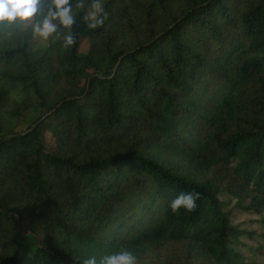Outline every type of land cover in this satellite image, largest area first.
Here are the masks:
<instances>
[{
    "label": "trees",
    "instance_id": "16d2710c",
    "mask_svg": "<svg viewBox=\"0 0 264 264\" xmlns=\"http://www.w3.org/2000/svg\"><path fill=\"white\" fill-rule=\"evenodd\" d=\"M102 2L95 29L74 8L69 48L0 28V264L139 246L138 264H250L220 196L264 211V0Z\"/></svg>",
    "mask_w": 264,
    "mask_h": 264
},
{
    "label": "clouds",
    "instance_id": "9594fccd",
    "mask_svg": "<svg viewBox=\"0 0 264 264\" xmlns=\"http://www.w3.org/2000/svg\"><path fill=\"white\" fill-rule=\"evenodd\" d=\"M74 8L83 11V21L90 29L104 25L108 18L102 0H90L85 10V0H0V28L21 26L30 32L33 40L44 42L50 38L60 39L64 48L76 44L73 31L77 23ZM199 192L180 193L170 203L173 213L184 209L187 213L197 210ZM76 264H138L136 255L128 249L96 257L76 258Z\"/></svg>",
    "mask_w": 264,
    "mask_h": 264
},
{
    "label": "rangeland",
    "instance_id": "374dc122",
    "mask_svg": "<svg viewBox=\"0 0 264 264\" xmlns=\"http://www.w3.org/2000/svg\"><path fill=\"white\" fill-rule=\"evenodd\" d=\"M49 40L39 42L34 40V46L36 48H44L48 46ZM88 50V43L83 41L80 47L81 52ZM44 109L39 106L30 108L26 115L20 119L17 125L18 131L26 130L31 122L43 115ZM160 157L164 160L169 161L168 164L172 167L182 169L184 172L195 171L194 169L188 168L186 161H182L183 157L176 153L161 152ZM223 201V208L225 211L231 212V221L240 230V233L236 236V242L233 245L234 249L241 252L245 260L250 264H264V211L261 214H255L243 209L241 206H248L251 203L252 196H248L243 201H239L237 198L223 193L220 196ZM22 232L27 231V224H23L20 228ZM84 250H87L86 248ZM88 254L97 259L103 256V253L98 254L97 249L91 248ZM131 250L136 256L143 254L146 249L144 246H139L137 249ZM106 252V251H105ZM116 253V252H115ZM111 254L106 252V255ZM32 257L27 254L25 264H30Z\"/></svg>",
    "mask_w": 264,
    "mask_h": 264
}]
</instances>
